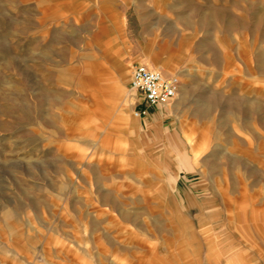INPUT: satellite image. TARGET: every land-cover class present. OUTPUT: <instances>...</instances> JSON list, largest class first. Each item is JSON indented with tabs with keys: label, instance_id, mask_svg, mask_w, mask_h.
Instances as JSON below:
<instances>
[{
	"label": "rangeland",
	"instance_id": "1",
	"mask_svg": "<svg viewBox=\"0 0 264 264\" xmlns=\"http://www.w3.org/2000/svg\"><path fill=\"white\" fill-rule=\"evenodd\" d=\"M0 264H264V0H0Z\"/></svg>",
	"mask_w": 264,
	"mask_h": 264
},
{
	"label": "built area",
	"instance_id": "2",
	"mask_svg": "<svg viewBox=\"0 0 264 264\" xmlns=\"http://www.w3.org/2000/svg\"><path fill=\"white\" fill-rule=\"evenodd\" d=\"M131 89L143 97L147 108L164 109L178 96L180 81L177 76H167L162 72L140 63L132 67ZM146 114V110L137 115Z\"/></svg>",
	"mask_w": 264,
	"mask_h": 264
},
{
	"label": "crops",
	"instance_id": "3",
	"mask_svg": "<svg viewBox=\"0 0 264 264\" xmlns=\"http://www.w3.org/2000/svg\"><path fill=\"white\" fill-rule=\"evenodd\" d=\"M145 64H147V65L149 64L148 66L152 67V65H151L150 63H145ZM177 99H178V98H176V100H177ZM176 100H175V101H176ZM170 107H171V106H170ZM170 107L167 108L168 111H169ZM138 121H139V117L135 120V122L138 123ZM151 126H152V124H151ZM158 128H160V126H158ZM158 128L156 127V129H158Z\"/></svg>",
	"mask_w": 264,
	"mask_h": 264
},
{
	"label": "bare ground",
	"instance_id": "4",
	"mask_svg": "<svg viewBox=\"0 0 264 264\" xmlns=\"http://www.w3.org/2000/svg\"><path fill=\"white\" fill-rule=\"evenodd\" d=\"M147 65V64H146ZM149 65V64H148ZM150 67V66H149ZM150 68H152V67H150ZM154 69V68H153ZM157 70V69H156ZM132 79V75H131V78H130V80ZM137 117H138V115H137Z\"/></svg>",
	"mask_w": 264,
	"mask_h": 264
}]
</instances>
